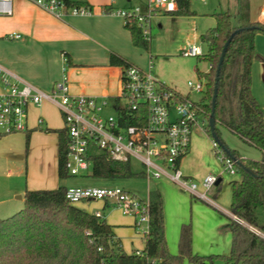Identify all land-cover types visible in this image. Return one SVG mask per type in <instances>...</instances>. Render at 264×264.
<instances>
[{
	"label": "trees",
	"instance_id": "trees-1",
	"mask_svg": "<svg viewBox=\"0 0 264 264\" xmlns=\"http://www.w3.org/2000/svg\"><path fill=\"white\" fill-rule=\"evenodd\" d=\"M176 3L177 9L168 13L175 16L195 14L191 9V0H176ZM213 15L215 25L201 34L207 51L198 58L209 63V70L197 71L205 80L199 104L209 118L214 90L218 87L216 132L230 154L239 160L236 169L241 175V180L233 182L231 211L260 231L256 233L250 226L232 220L231 251L223 258L233 264H264V235L261 234H264V109L252 92L253 63L255 60L264 61L255 44L256 34L264 32V21L251 19L250 0H238L235 16L229 11ZM125 26L130 30L133 44L148 50L150 41L144 38L137 22ZM238 29L240 31L235 33L227 47L217 81L223 47ZM110 63L121 67L132 64L116 52H111ZM219 126L261 150L263 157L260 160L241 157L236 149L229 148L222 140ZM206 130L209 135L212 134L209 123ZM46 131L58 134L59 176H71L65 167L69 144L67 128H47ZM29 140L30 133L27 134V142ZM91 159L92 175L96 177L145 175L144 171L133 172L130 162L115 160L107 154H96ZM67 188L60 185L56 188L26 189L24 207L0 218V264H183L185 257L196 264H212L219 257L192 253L190 224H184L181 229L178 253L169 251L163 197L157 186L149 189L150 225L144 234L145 247L140 254L125 251L114 226L105 217L70 202L66 197Z\"/></svg>",
	"mask_w": 264,
	"mask_h": 264
},
{
	"label": "built area",
	"instance_id": "built-area-1",
	"mask_svg": "<svg viewBox=\"0 0 264 264\" xmlns=\"http://www.w3.org/2000/svg\"><path fill=\"white\" fill-rule=\"evenodd\" d=\"M56 18L67 15H90L92 8L86 3L70 4L68 0H29ZM143 3L119 8L117 14L124 23L137 22L145 39L150 40L154 17L177 9L176 0H142ZM12 0H0V16L12 15ZM19 38L20 34H11ZM185 56H202L203 49L192 44L182 49ZM63 76L50 92L16 78L0 65V135L16 131H28L29 108L53 102L59 109L67 128L69 144L65 167L72 176L89 172L93 166L91 157L107 154L109 157L130 162L138 159L145 167V175L151 179L169 177L181 188L197 198L214 203L210 193L223 173H237L236 161L228 156L221 145L212 140L215 155L221 164V172L208 173L201 181L188 177L180 163L188 153L191 137L198 126L207 132L209 118L197 101L189 94L171 88L152 72V60L147 68L130 64L122 68L120 92L116 95H92L72 90L68 73V57ZM190 87L203 93L205 80L200 77L189 82ZM113 102V114L108 113ZM45 119L40 116L39 126ZM66 197L74 204L85 201L114 198L124 214L135 218V227L149 230L150 208L148 201L123 189L104 186H70ZM97 216H102L96 211ZM237 221H242L236 216ZM144 225L146 227H144ZM140 254L141 251H136Z\"/></svg>",
	"mask_w": 264,
	"mask_h": 264
},
{
	"label": "crops",
	"instance_id": "crops-1",
	"mask_svg": "<svg viewBox=\"0 0 264 264\" xmlns=\"http://www.w3.org/2000/svg\"><path fill=\"white\" fill-rule=\"evenodd\" d=\"M73 1L86 2L92 8V14L67 15L59 19L29 0H12V15L0 16V65L10 73V80L15 81L18 78L31 83L41 90L50 92L55 83L63 76L65 65L63 60L64 54L68 57V73L74 92L92 95H116L120 92L122 68L119 65H112L110 63L111 52L120 54L131 63L137 64L140 62L137 52V49H140V47L133 44L130 30L125 26L123 17L116 12L119 8L143 2L142 0H125V2H114V0ZM199 1L205 2L206 0ZM236 3L238 12V0ZM216 12L219 11L210 13L213 17V23L209 27L215 25L213 14ZM237 12L235 15H237ZM250 13L253 21H264V0H261L260 11L256 12L255 15L251 11L250 0ZM161 14L172 15L171 13ZM197 15L199 14L195 11V14L190 16L194 17ZM158 25L162 27L161 22H158ZM13 33L20 34V37H13L11 35ZM185 46L187 44L181 50ZM151 56H149L147 66L146 63L144 65H137L143 68L149 67L152 60ZM258 71V79L264 81V64L258 66ZM169 86L178 91L173 86ZM54 111L58 112L61 117L62 123L59 125L53 121ZM40 116L45 119L43 125H46V128L56 130L65 126L63 117L53 102L45 101L41 106H31L29 108L30 129L25 131L26 136L30 133L31 138L32 133L35 131L34 135L42 134L45 137H56L57 141L55 174L50 178H45L44 174H42L40 178L33 180L35 184L30 186L29 189L56 188L60 184H64V179H61L58 173V134L57 132L42 130L43 125L39 126L38 124ZM198 133L205 136L209 134L206 131H199ZM201 155L202 152L199 145L196 148L190 145L188 153L182 158L180 163V167L184 170L185 174L195 180L196 178L191 174L200 178H203L205 174L198 175V172L191 166L193 161ZM220 172L221 168L214 173L219 174ZM223 174L219 177L220 182L214 186L210 193V197L214 200V203L204 202L192 193L190 196L188 194L187 196L183 195L180 197L181 202L179 204V211L180 206L182 210L178 214L175 211L176 215L173 218L170 217L168 220L164 216L166 241L171 253H178L181 229L184 224H190L193 254L200 256L217 255L219 256L217 258H223L230 254L233 239L231 222L232 220L237 221V219L236 215L231 211L232 196L230 197L228 194L232 189L233 182L241 180V175L238 172L230 174L231 176L240 177L237 180L231 181L226 186L227 195L225 196L221 192V183L224 180ZM15 195L19 199L24 200V193L19 195L15 193ZM10 199L9 196L3 195L0 198V205L5 201L8 203ZM98 201H101L102 206L95 207L92 210L79 205L81 202L76 203V205L94 214L96 211H100L102 216L106 218L104 209L108 207V203L102 200H95L94 202ZM219 202L225 204L221 205ZM206 203L214 207L217 212H213L210 208L206 207ZM19 208H21V204L15 207L12 206V208L6 209V213L2 216L8 217L16 213ZM130 216L131 220L124 221L114 220L110 222L106 218L114 226V231L121 240L122 237L118 235L117 230H119V227L123 223L131 222L129 223L130 226L135 227V218L132 215ZM133 219L134 224H132ZM242 221L244 222L243 219ZM141 237V240L134 238L131 244L124 245L127 252L143 251L145 241L144 236ZM217 260L222 261L220 259ZM215 262L212 264L217 263ZM224 262L233 264L227 260H224ZM183 264L196 263L192 262L189 257H185Z\"/></svg>",
	"mask_w": 264,
	"mask_h": 264
},
{
	"label": "rangeland",
	"instance_id": "rangeland-1",
	"mask_svg": "<svg viewBox=\"0 0 264 264\" xmlns=\"http://www.w3.org/2000/svg\"><path fill=\"white\" fill-rule=\"evenodd\" d=\"M114 2H125V0H114ZM236 2L237 0H206L205 2L191 0V9L199 14L197 16L158 14L154 17L149 49L147 50L141 47L137 49L140 58V62L137 64L144 65L146 63L147 66L149 56L152 55V72L156 78L165 81L168 85L173 86L183 94H189L193 101L200 102L202 93L193 90L189 82H196L200 78L197 71H207L209 63L203 58L185 56L181 48L186 44L190 46L196 43L202 47L205 53L207 51V45L201 40V34L213 23V17L210 13L229 10L235 16L237 12ZM260 7L261 0H251V11L253 15L260 11ZM158 22L162 23V27L158 25ZM255 44L258 53L264 56V32H258L256 34ZM263 64L264 62L260 60H255L253 63L252 91L264 109V81L258 79V66H262ZM113 110V102H110L107 111L113 114ZM53 121L57 125L62 123L58 112H53ZM46 127V125H43L42 130L45 131L47 129ZM201 127L198 126L194 131L195 133L192 134L191 146L193 145V148H196L199 145L202 155L195 159L191 166L198 172V175L205 173V177L209 172L214 173L219 171L221 164L212 147V140L214 138L209 134L208 136L200 135L198 133L199 131L205 132ZM219 132L222 140L229 148L236 149L241 157L254 160H260L263 157L261 150L243 142L228 129L219 126ZM34 133L35 131L32 133L29 142H27V136L24 131L9 132L0 135V198L3 195L11 198L8 203L5 201L0 205V218L4 217L2 215L6 213V209L12 208V206L15 207L21 204V208L24 207V200L19 199L15 193L18 195L25 193L26 189H29L30 186L35 184L33 180L40 178L42 174H44L45 178H50L55 174L57 157L56 137H45L42 134L34 135ZM131 169L136 173L145 171L144 165L136 158L131 159ZM191 175L196 178V181L204 178H200L194 174ZM223 176L224 180L221 183V192L226 196V186L231 181L237 180L240 176H231L226 172ZM61 179H64V184L60 185L69 187L104 186L123 188L146 201H148L149 189L157 186L163 196V208L166 220L170 217L173 218L182 210L180 206L179 211L180 197L183 195L187 196V194L188 196L191 195L188 190L181 188L166 176L159 179H151L146 175L126 178H102L93 176L92 170H90L89 172H82L78 175H71ZM228 195L230 197L232 196V189ZM102 201L104 202V200ZM107 203L108 207L104 209V213L110 222L114 220H131V216L123 213L122 208L115 203L114 198H110ZM219 203L221 205L225 204H222V202ZM79 205L88 210L102 206L101 201H85L79 203ZM205 205L213 212H217L214 207L207 203ZM175 211H177L176 214L174 213ZM129 223L131 222L123 223L119 227V230H117L118 235L122 237L123 247L125 244H131L134 238L141 240V236H143V230L140 232L138 227L130 226ZM241 223L251 226L245 221ZM132 224H134V219ZM144 227L146 226L144 225ZM261 234L264 235L263 233ZM124 249L127 251L126 247ZM217 259L222 261H218ZM224 260L226 259L216 258L214 262L216 261V264H228ZM238 264L242 263L240 262Z\"/></svg>",
	"mask_w": 264,
	"mask_h": 264
},
{
	"label": "water",
	"instance_id": "water-1",
	"mask_svg": "<svg viewBox=\"0 0 264 264\" xmlns=\"http://www.w3.org/2000/svg\"><path fill=\"white\" fill-rule=\"evenodd\" d=\"M238 31H240V29L236 30L231 36L230 38H228L227 42L225 43L224 47H223V50H222V54L220 56V62H219V66H218V69H217V81L219 80V73H220V67H221V64L224 60V56H225V53H226V50H227V47L232 39V37L235 35V33H237ZM217 93H218V87L216 86L215 87V90H214V95H213V99H212V112L210 113V116H209V125H210V129H211V136L221 145V147L228 153V155L233 158L236 162L239 163V160L236 158V157H233L231 154H230V151L229 149L222 144V142L220 141L218 135H217V132H216V118H215V106H216V99H217ZM220 182V179L216 182V184H218ZM251 230L256 232V233H259V231L254 228V227H251Z\"/></svg>",
	"mask_w": 264,
	"mask_h": 264
}]
</instances>
